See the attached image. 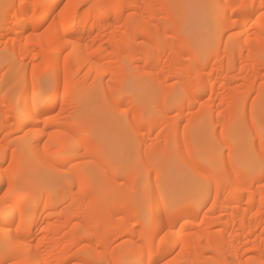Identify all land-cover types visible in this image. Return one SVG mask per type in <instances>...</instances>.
I'll return each mask as SVG.
<instances>
[{
	"label": "bare ground",
	"instance_id": "bare-ground-1",
	"mask_svg": "<svg viewBox=\"0 0 264 264\" xmlns=\"http://www.w3.org/2000/svg\"><path fill=\"white\" fill-rule=\"evenodd\" d=\"M185 1L0 0V264H264V0Z\"/></svg>",
	"mask_w": 264,
	"mask_h": 264
},
{
	"label": "rangeland",
	"instance_id": "rangeland-1",
	"mask_svg": "<svg viewBox=\"0 0 264 264\" xmlns=\"http://www.w3.org/2000/svg\"><path fill=\"white\" fill-rule=\"evenodd\" d=\"M186 5H189L188 8V17L189 18V25L187 32L190 34L192 37H196L198 34V31L202 28L201 27V17L205 15L204 11L200 9V7L196 4V0H186L185 1ZM41 16V15H40ZM209 18V17H208ZM207 18V19H208ZM209 20V19H208ZM2 23V28H4V20ZM6 69H2L1 73H5ZM2 130H0V138L2 137ZM8 167V163H5L3 165V169H6ZM188 168L182 163V162H177L176 165H170L168 166V170H187Z\"/></svg>",
	"mask_w": 264,
	"mask_h": 264
},
{
	"label": "snow or ice",
	"instance_id": "snow-or-ice-1",
	"mask_svg": "<svg viewBox=\"0 0 264 264\" xmlns=\"http://www.w3.org/2000/svg\"><path fill=\"white\" fill-rule=\"evenodd\" d=\"M237 7L241 10V14H243L244 10L248 7V5L245 4H239Z\"/></svg>",
	"mask_w": 264,
	"mask_h": 264
}]
</instances>
